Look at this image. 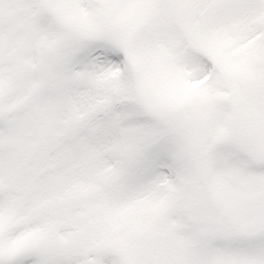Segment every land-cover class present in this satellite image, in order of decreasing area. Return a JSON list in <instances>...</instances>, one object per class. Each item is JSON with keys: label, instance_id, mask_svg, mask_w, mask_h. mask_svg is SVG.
Listing matches in <instances>:
<instances>
[{"label": "snow or ice", "instance_id": "obj_1", "mask_svg": "<svg viewBox=\"0 0 264 264\" xmlns=\"http://www.w3.org/2000/svg\"><path fill=\"white\" fill-rule=\"evenodd\" d=\"M0 264H264V0H0Z\"/></svg>", "mask_w": 264, "mask_h": 264}]
</instances>
